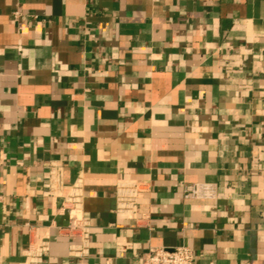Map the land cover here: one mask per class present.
I'll use <instances>...</instances> for the list:
<instances>
[{
    "label": "crops",
    "instance_id": "crops-1",
    "mask_svg": "<svg viewBox=\"0 0 264 264\" xmlns=\"http://www.w3.org/2000/svg\"><path fill=\"white\" fill-rule=\"evenodd\" d=\"M43 241L41 264H264V0H0V264Z\"/></svg>",
    "mask_w": 264,
    "mask_h": 264
},
{
    "label": "built area",
    "instance_id": "built-area-1",
    "mask_svg": "<svg viewBox=\"0 0 264 264\" xmlns=\"http://www.w3.org/2000/svg\"><path fill=\"white\" fill-rule=\"evenodd\" d=\"M145 184L122 183L117 189L116 211L121 213L135 214L136 203L147 192ZM185 199L213 201L217 197V187L210 183H196L183 188ZM78 207L77 196L69 195L66 198V208L69 212V224L67 229L78 233L80 237H86L88 232L87 223L75 213ZM48 250L46 241L29 245L27 256L29 264H41L43 255ZM141 264H193V253L185 246L173 249L152 248L141 257Z\"/></svg>",
    "mask_w": 264,
    "mask_h": 264
}]
</instances>
